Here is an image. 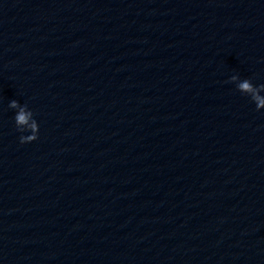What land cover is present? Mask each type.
I'll list each match as a JSON object with an SVG mask.
<instances>
[{"label":"water","instance_id":"95a60500","mask_svg":"<svg viewBox=\"0 0 264 264\" xmlns=\"http://www.w3.org/2000/svg\"><path fill=\"white\" fill-rule=\"evenodd\" d=\"M0 264H264V0H0Z\"/></svg>","mask_w":264,"mask_h":264},{"label":"clouds","instance_id":"9594fccd","mask_svg":"<svg viewBox=\"0 0 264 264\" xmlns=\"http://www.w3.org/2000/svg\"><path fill=\"white\" fill-rule=\"evenodd\" d=\"M16 105H15V103H13V107H15Z\"/></svg>","mask_w":264,"mask_h":264}]
</instances>
